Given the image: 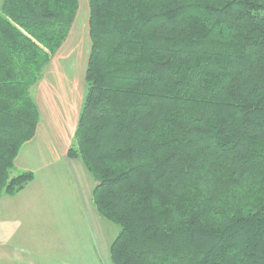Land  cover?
<instances>
[{"label":"trees","instance_id":"trees-1","mask_svg":"<svg viewBox=\"0 0 264 264\" xmlns=\"http://www.w3.org/2000/svg\"><path fill=\"white\" fill-rule=\"evenodd\" d=\"M67 150L118 232L111 264H264V0H87ZM78 0H2L0 198L39 121L31 87Z\"/></svg>","mask_w":264,"mask_h":264},{"label":"crops","instance_id":"crops-1","mask_svg":"<svg viewBox=\"0 0 264 264\" xmlns=\"http://www.w3.org/2000/svg\"><path fill=\"white\" fill-rule=\"evenodd\" d=\"M73 38L82 41L74 26L67 41ZM84 72L81 92L65 74H60L64 86H56L54 77L44 86L43 77L37 83L33 98L39 121L12 169L13 174L30 171L33 179L17 194L0 198V264H111L109 245L118 228L97 213L91 196L94 180L79 159L67 155Z\"/></svg>","mask_w":264,"mask_h":264},{"label":"rangeland","instance_id":"rangeland-1","mask_svg":"<svg viewBox=\"0 0 264 264\" xmlns=\"http://www.w3.org/2000/svg\"><path fill=\"white\" fill-rule=\"evenodd\" d=\"M87 17H88V3L87 0H78V10L75 17V20L72 24L76 32L81 36V43L76 41L77 35L73 40L67 41L68 37L61 45V47L57 50V52L53 55L51 59V63L46 66L43 75V82L41 86H44L50 78L54 77L56 86H64L65 82L63 76L60 74L68 75V79L71 80V85L77 84V88L79 92H81V88L83 85V71L86 66L87 61V53L89 51V37H88V27H87ZM72 28V27H71ZM70 33V32H69ZM72 39V38H71ZM71 43L73 47L68 48V44ZM77 47V48H76ZM76 48V50L74 49ZM71 49V50H70ZM59 75V77H57ZM75 80V82H74ZM39 91V87L37 84L31 87V95L34 97ZM95 183V182H94Z\"/></svg>","mask_w":264,"mask_h":264}]
</instances>
